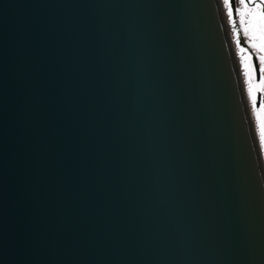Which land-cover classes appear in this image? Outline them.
<instances>
[{"label":"water","instance_id":"obj_1","mask_svg":"<svg viewBox=\"0 0 264 264\" xmlns=\"http://www.w3.org/2000/svg\"><path fill=\"white\" fill-rule=\"evenodd\" d=\"M221 5L0 0V264H264V159Z\"/></svg>","mask_w":264,"mask_h":264},{"label":"rangeland","instance_id":"obj_2","mask_svg":"<svg viewBox=\"0 0 264 264\" xmlns=\"http://www.w3.org/2000/svg\"><path fill=\"white\" fill-rule=\"evenodd\" d=\"M222 1V7L224 8L223 10H225L224 14L226 15V24L229 27V35L231 37V39H233V49L235 51V55H236V60L238 61V64L240 66V71H241V76L243 77L244 83H245V88H246V94H247V98H248V105H250V109H251V113L253 116V119L255 121V125H256V131H257V138H258V144L260 146V150H261V157L264 158V140L262 137V133L259 129V125H258V121H257V117L255 114V110L253 107V91L251 89V86L247 80V77L245 75V69H246V64L244 62V57L242 55L241 50L238 48V42H237V38H236V33H235V23L233 22V18H232V10L230 8V5L228 3V0H221ZM238 7V11L241 13L239 16H237V20L239 21V26L241 27L243 36L247 42V44H249V46H253L257 49V56H258V60H259V64H260V69L262 71V75H263V96H262V102H263V106H264V59H262V57H264V31H261L260 26H259V22L257 21L255 24L253 22V17L251 16L249 10L251 9L252 11H255V9L252 8V6H247V5H242L240 2L237 5ZM245 21L246 25H247V31H245V24H242L241 21ZM263 151V152H262ZM263 155V156H262Z\"/></svg>","mask_w":264,"mask_h":264},{"label":"snow or ice","instance_id":"obj_3","mask_svg":"<svg viewBox=\"0 0 264 264\" xmlns=\"http://www.w3.org/2000/svg\"><path fill=\"white\" fill-rule=\"evenodd\" d=\"M240 3L242 5L251 4L252 8L255 9V11L249 10L251 16L253 17L254 24L258 21L261 31H264V0H240ZM242 24H245V31H247V25L245 21H241ZM264 59V57H262Z\"/></svg>","mask_w":264,"mask_h":264},{"label":"bare ground","instance_id":"obj_4","mask_svg":"<svg viewBox=\"0 0 264 264\" xmlns=\"http://www.w3.org/2000/svg\"><path fill=\"white\" fill-rule=\"evenodd\" d=\"M221 12H222V18H223V21H224V27H225V30H226V33H227V37H228V40H229V43H230V45H231V51H232V54H233V58H234V62H235V65H236V68H237V74H238V77L240 76V73H241V71H240V66H239V64H238V61L236 60V55H235V51H234V49H233V45H232V43H233V39H231V37H230V35H229V33H228V31H229V27H228V25L226 24V19H225V14H224V10H223V7H222V5H221ZM234 28H236V26H234ZM241 78V77H240ZM242 91V90H241ZM242 94H243V91H242ZM243 101H244V103H245V108H247V113H248V115H249V117H248V119H249V122H251V116H250V111H249V109H250V107H249V105H248V101L246 100V97H245V95L243 94ZM251 124H252V122H251ZM255 142H256V144H257V147H258V154H259V157L261 156V150H260V146H259V144H258V138H257V134H256V137H255ZM263 152V151H262ZM260 158H262V157H260Z\"/></svg>","mask_w":264,"mask_h":264},{"label":"flooded vegetation","instance_id":"obj_5","mask_svg":"<svg viewBox=\"0 0 264 264\" xmlns=\"http://www.w3.org/2000/svg\"><path fill=\"white\" fill-rule=\"evenodd\" d=\"M236 1V16H239L241 13L238 11V7H237V5H238V3L240 2V0H235ZM257 2H259V0H257ZM229 3V2H228ZM247 6H252L251 4H247ZM254 51H255V53L257 54V49L255 48V47H253V46H250Z\"/></svg>","mask_w":264,"mask_h":264}]
</instances>
